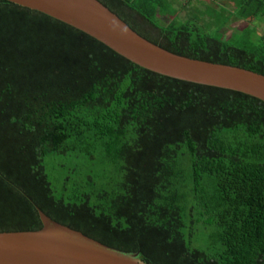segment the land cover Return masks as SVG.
<instances>
[{"label":"trees","instance_id":"obj_1","mask_svg":"<svg viewBox=\"0 0 264 264\" xmlns=\"http://www.w3.org/2000/svg\"><path fill=\"white\" fill-rule=\"evenodd\" d=\"M98 1L169 52L264 75V0L221 8L220 29L247 24L235 42L158 25V0ZM38 209L145 264H264V102L156 74L0 0V232L40 230Z\"/></svg>","mask_w":264,"mask_h":264},{"label":"water","instance_id":"obj_2","mask_svg":"<svg viewBox=\"0 0 264 264\" xmlns=\"http://www.w3.org/2000/svg\"><path fill=\"white\" fill-rule=\"evenodd\" d=\"M61 21L156 74L239 92L264 102V75L180 56L146 40L98 0H6ZM42 228L0 232V264H145L140 253L108 247L38 209Z\"/></svg>","mask_w":264,"mask_h":264},{"label":"rangeland","instance_id":"obj_3","mask_svg":"<svg viewBox=\"0 0 264 264\" xmlns=\"http://www.w3.org/2000/svg\"><path fill=\"white\" fill-rule=\"evenodd\" d=\"M182 2H184L182 5L185 6L191 2V7H187L182 10L179 15L180 20H178V22L181 20L186 21L189 13L191 18L188 23H190V25L196 28L198 31L207 33L213 37H218L219 34H221L223 35L224 40L232 39L231 41L234 42L241 39V32L247 26V24L232 18L223 28H219V21L217 17L220 14L226 16L225 12H221V4L228 7L230 11L234 10V7L230 4L229 0H183ZM172 14L176 15L175 12H172ZM194 14L196 15L194 16ZM228 14L229 13H227V15ZM156 23L158 25H162V23L159 21H156ZM164 24L167 25L168 23ZM252 25L257 28V31L260 35L264 33L263 21L257 20L253 22ZM234 45L240 46V43L237 42ZM61 165H63V167H61ZM46 167L51 178L54 177L55 179L60 180L64 176V158L47 159Z\"/></svg>","mask_w":264,"mask_h":264},{"label":"crops","instance_id":"obj_4","mask_svg":"<svg viewBox=\"0 0 264 264\" xmlns=\"http://www.w3.org/2000/svg\"><path fill=\"white\" fill-rule=\"evenodd\" d=\"M161 1L163 3L164 9L161 12L160 9L158 8V12L156 13L155 19L156 21H159L162 23L161 26H166L164 23H170L173 20H180L179 19V15L182 12V10H184L185 8H189L191 7V2L188 3L187 6L182 5L184 2H182L183 0H158ZM211 1V0H209ZM215 1V0H214ZM205 2V1H204ZM222 8L230 10L228 7L223 6L221 4ZM202 7V6H201ZM204 7V6H203ZM204 9V8H203ZM217 9V8H216ZM194 10V9H193ZM205 10V9H204ZM195 11V10H194ZM172 12H175L176 15H173ZM195 13V12H194ZM196 14H194L195 16ZM193 16V18H194ZM191 16L188 13V17L186 19V21L181 20V22H189ZM167 24V25H168Z\"/></svg>","mask_w":264,"mask_h":264}]
</instances>
